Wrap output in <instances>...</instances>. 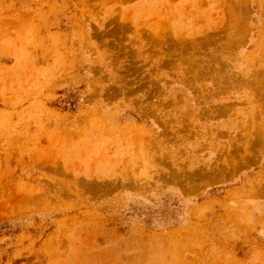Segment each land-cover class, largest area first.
<instances>
[{
    "label": "rangeland",
    "instance_id": "374dc122",
    "mask_svg": "<svg viewBox=\"0 0 264 264\" xmlns=\"http://www.w3.org/2000/svg\"><path fill=\"white\" fill-rule=\"evenodd\" d=\"M0 264H264V0H0Z\"/></svg>",
    "mask_w": 264,
    "mask_h": 264
}]
</instances>
